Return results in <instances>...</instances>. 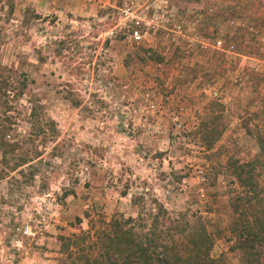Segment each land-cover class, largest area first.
Masks as SVG:
<instances>
[{
	"label": "rangeland",
	"instance_id": "rangeland-1",
	"mask_svg": "<svg viewBox=\"0 0 264 264\" xmlns=\"http://www.w3.org/2000/svg\"><path fill=\"white\" fill-rule=\"evenodd\" d=\"M208 117L224 129L206 150ZM243 119L264 132L263 0H0V264H62L58 236L134 217L136 196L196 212L211 256L241 264L213 168L256 154Z\"/></svg>",
	"mask_w": 264,
	"mask_h": 264
},
{
	"label": "trees",
	"instance_id": "trees-1",
	"mask_svg": "<svg viewBox=\"0 0 264 264\" xmlns=\"http://www.w3.org/2000/svg\"><path fill=\"white\" fill-rule=\"evenodd\" d=\"M146 51L136 47L134 60L160 59L155 53V56H144ZM21 79L19 90L25 88L23 76ZM70 102L77 106L73 98ZM209 117L210 121H200L192 133L206 150L224 129L216 122L218 117ZM249 121L243 119L240 127L254 142L256 154L247 161L230 156L223 166L213 169L232 181L224 206L230 250L238 253L241 264H263L264 188L258 187L257 179L258 170L264 169V132L256 126L250 127ZM3 130L1 127V138ZM32 161L19 156L12 168L30 167ZM33 175V171H29L27 181H31ZM181 177L172 179L179 182ZM71 194L64 190L62 197ZM130 202L137 207L134 217L118 215L105 221L96 216L89 221L87 231L58 236V250L64 257L62 264H224L222 259L211 256L214 235L196 212H170L155 199L145 201L144 196L132 197ZM75 223L79 224L80 220L75 218Z\"/></svg>",
	"mask_w": 264,
	"mask_h": 264
},
{
	"label": "built area",
	"instance_id": "built-area-1",
	"mask_svg": "<svg viewBox=\"0 0 264 264\" xmlns=\"http://www.w3.org/2000/svg\"><path fill=\"white\" fill-rule=\"evenodd\" d=\"M136 25H138L137 22H135ZM130 37L134 40V41H137L141 38V35L140 33L137 31V30H133L130 34ZM216 46H219L220 42L219 41H216L215 42ZM26 232V231H25Z\"/></svg>",
	"mask_w": 264,
	"mask_h": 264
}]
</instances>
